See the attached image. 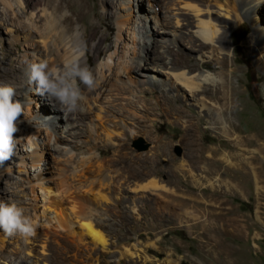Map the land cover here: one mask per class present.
Here are the masks:
<instances>
[{
    "label": "rangeland",
    "instance_id": "1",
    "mask_svg": "<svg viewBox=\"0 0 264 264\" xmlns=\"http://www.w3.org/2000/svg\"><path fill=\"white\" fill-rule=\"evenodd\" d=\"M33 1L28 0L30 5ZM85 2L87 13L78 25L86 33L91 65L88 67L92 71L111 55L115 56V51L126 56L129 42L125 37L135 22L146 24L148 29L155 28V20L149 19L153 16L147 14L146 5L135 18L128 17L125 11H121L120 17L116 1L113 5L110 0ZM259 7L256 20L250 14L248 17L242 15L239 23L234 18L220 23L231 28L221 41L227 47L229 64L235 69L233 82L238 89L235 95L238 107L231 115V123L244 131V136L248 133V136L264 137V3ZM2 11L0 5V19L5 16ZM61 11L75 19L67 9ZM144 16L148 20L143 22L139 18ZM174 23L172 19L169 25L164 23L159 29L162 40L156 44V60L150 65L163 67L165 74L158 77L174 83L173 77L185 71L198 78L209 73L218 79L219 65L216 61L200 59L203 56L207 59L210 49L189 50L187 38L173 36L177 30ZM119 29L125 38L120 41ZM22 42L19 46L14 45L12 35L0 27V74H12L15 78L12 87L16 94L20 92L25 77L21 58L26 48ZM172 42L182 49V67L177 65L178 57L168 50V47L172 49ZM97 44L101 47L99 56H95L93 50ZM11 55L15 59L12 63ZM140 78V82L128 86L123 82L125 78L115 75L108 79L106 85L116 112L134 111L131 105L141 110L133 120L124 117L127 127L124 137L114 134L108 138L95 115L91 114L85 121H92L93 129L85 125L75 139L70 138L74 142L60 140L58 151L46 148L49 143L45 133L43 140L38 142V152L42 146L45 151L42 150L46 164H40L43 177L51 180L58 195L61 190L67 191L63 213L73 225L71 230L63 231L54 221L44 224L33 218L34 210L30 204L34 199L31 189L24 183L27 180L25 172H31L30 165L25 169L18 158L19 150L32 151L36 147L34 140L28 137L30 130L23 124L17 125L19 131L15 133L14 155L0 166V200L16 203L25 209L24 215L31 219L35 231L27 242L25 236H10L0 229V264H7L10 260L17 262L24 256L34 261L33 264H118L121 257H124L121 264H264V196L259 199L253 186L246 185L220 197V154L216 158L218 161L209 164L212 169L217 168L215 174L206 172L204 164L192 158V139L205 150V155H211L209 148L229 151L231 133L226 132L223 129L226 126L222 127V124L213 125V116L200 112L191 100H187L190 96L187 98L181 91L184 98L176 103L188 109L186 115L200 112L203 117L199 126H188V118L168 111L164 104L165 90L142 82ZM33 88L35 91L34 85ZM167 91L169 95L176 94L174 87ZM205 101L206 106L216 103L209 95L205 96ZM43 102L41 96L31 95L27 101L29 104L22 105L19 120L24 122L33 116ZM51 121L48 125L50 131L62 130L59 118ZM139 140L144 146L142 150L135 145ZM53 144L54 141L50 145ZM122 153L130 154L131 160L122 162ZM152 153H156V168L151 176L145 172L148 164L138 162L134 157H151ZM86 158L89 160L85 161ZM138 166L145 170L136 176ZM151 182L156 186L152 187ZM34 191L39 194L38 189ZM23 193L31 198L28 200L30 204L22 203ZM259 204H263L262 208ZM79 207L88 213L86 215L91 218L95 231L107 241L105 249L96 245L81 227L83 222L75 217ZM35 208L39 214V207ZM222 211L229 218L239 217L240 228L233 236L221 234ZM78 238L83 240L80 242ZM221 242L228 244L231 253L222 255ZM27 246L33 249L32 257L26 253Z\"/></svg>",
    "mask_w": 264,
    "mask_h": 264
},
{
    "label": "bare ground",
    "instance_id": "2",
    "mask_svg": "<svg viewBox=\"0 0 264 264\" xmlns=\"http://www.w3.org/2000/svg\"><path fill=\"white\" fill-rule=\"evenodd\" d=\"M85 1L34 0L30 5L28 0H0V5L5 14L4 18L0 19V27L7 29L10 35H12L14 45L19 46V42L23 40V46L26 48L23 57L27 56L28 59L36 61L46 60L50 67L62 66L65 60L73 55L72 48L69 46V37L79 32L81 40L83 41L82 47L84 52L81 62L91 66L86 48V33L78 25L82 21L85 13H87ZM115 1L118 2L117 8L120 17H122L121 11H125L128 17L132 16L136 18L137 14L142 9L144 10V6L146 5L147 14L153 16V18L149 19L155 20V28L148 29L146 24L140 22L133 24L131 32L129 34L127 33L125 37L129 42V46L125 50L126 56L123 57L122 52L115 51V56L111 55L105 62L98 64V67L93 70L96 80V86L93 90L88 91L81 85L85 98L80 102L81 110L76 113L75 119L71 117L63 118L62 113L54 108L45 97L41 96L44 102L36 113L24 122L17 121V125L23 124V127L28 128V131L30 130L28 137L34 140L33 145L36 147L32 151L19 150L20 157L18 158L19 163L25 169L28 168V164L30 165L29 170L31 172H25V175L27 174V180L24 183L25 186H28L27 188L31 189V196L34 200L30 204L31 202L28 203V200L30 201L31 198L29 199L26 194L23 193L21 197L23 198L22 203L24 202L32 206L34 210L32 214L33 218L44 222V224H50L54 221V224L63 231L67 230V228L70 230L73 228V225L63 213L64 203H66L65 194L67 191L61 190L62 193L59 192L60 194L58 195L57 191L54 190V186H52L51 180L43 177L41 173H44V171L43 169L41 171L42 166L40 164L42 162H44V166L46 164L43 160L45 151L42 146L41 152H38V142L43 140L44 133L49 143L46 148L58 151L60 140L74 142L70 141V138L75 139L78 131H82L85 125L93 129V122H86L85 118L94 114L99 127L106 132L108 138L111 139L114 134L124 137L127 129L124 124V117L133 120L139 114L138 112H141V110H138L133 105L131 106L134 111L116 112L113 103L114 100L111 97L112 95H109L106 89L108 79L113 78L115 75L125 78L123 82L128 86L140 82V77H142V82L156 85L159 89H164V104L167 106L168 111L171 114H179L181 117L188 118L190 122L188 126H199V122L203 118L202 114H200L202 111L213 116V125L222 124V127L226 126L223 129L225 128L226 132L231 133L232 136L231 141L228 140L230 142L228 152H225L226 150L209 148L211 155H205V150L200 149L192 139V158L196 162H202L206 172L215 174L217 173V168L212 169L209 167V164L218 161L219 158H216L220 154V197L227 192L237 191L240 187L242 188L247 185L253 186L257 197L259 199L262 198L264 196V137L255 135L248 136L247 132L246 136H244V131L235 128L231 123V115L238 107L235 98L238 89L233 82L235 69L229 64L227 47L221 41L224 34L227 31L230 32L231 28H227L225 25L223 26L220 21L224 22L223 20H232L234 18L239 23L242 15L248 17L250 14L256 20L257 9L264 3V0H227L224 3L223 0H191V2L185 0H110L111 5ZM63 8L75 16V19L66 13H61ZM183 10L188 12L185 13ZM145 17L147 16L139 19L143 22L147 21L148 18ZM172 19L175 20V25H173L177 28L176 32H173V36L187 38L189 50L199 52L203 49H210L209 55L206 56L207 59L204 56L200 59L202 61H216L219 65L218 79L213 78L209 73L205 77L198 78L185 71L173 77L174 83L158 77L165 74L163 67L150 65L156 60V44L162 40L159 29L164 23L169 25ZM123 33L119 29L118 41L124 36ZM196 42H199V44L197 45ZM174 43H171L173 46L172 49L168 47V50L173 51L178 57L177 65L182 67L184 65L182 62L184 60V56L181 54L182 49ZM93 50L94 55L99 56L101 53L100 44L95 45ZM10 59L11 63L15 60L12 55ZM22 68L24 69V65H22ZM22 80L20 92L16 94L15 99L19 100L21 105H28L29 103L27 101H30L31 95L37 94L34 91L33 85L28 84L26 73ZM14 82L15 78L10 72L0 74V84L12 86ZM171 85L176 90V94H168L167 90L170 91L173 88ZM181 91L186 93L187 98L190 96L187 100H191L193 102L192 105L200 109L199 113L186 115L188 109L176 103V101L184 98L183 94L180 93ZM206 95L211 96V99L216 102L215 105L206 106ZM142 108L146 109L144 106ZM151 109L153 110L154 108ZM47 113L49 116L46 117ZM57 118L60 120L59 123L63 124L61 126L62 130L53 129V131H50L48 128L49 121ZM55 128L58 127L55 126ZM117 130H119L118 133H116ZM52 141H54V144L51 146ZM156 153H152V159L151 157H144L142 155L134 157L136 161H144V163L146 162L148 164L147 168H145L146 170L138 166L141 169H135L136 176L142 173L141 170H145L147 175L152 176L154 174L156 168ZM101 154L99 152V155ZM129 155L128 153H122V162L127 163L130 161L131 157ZM91 157H89L90 160L86 158L85 161H91ZM150 184L152 187L156 186L155 182H151ZM34 189H38L39 194ZM222 204L224 205L223 202ZM36 206L39 207V214L35 211ZM262 206L263 204H259V208H262ZM50 214L53 216L50 217ZM86 214L88 213L82 207H79L75 212V217L79 221L81 220L80 222H83L81 227L86 231L88 236L90 235L93 238L94 243L105 249L107 241L95 231L90 220L91 218ZM220 221H222V235L232 234L233 236L239 231L240 220L238 216L229 218L228 214L223 212L221 213ZM32 235L26 236L27 242H29ZM81 240L79 239L80 242ZM222 246L223 256L231 253V249L227 243H223ZM26 248L27 255L31 256L33 252L32 247L27 246ZM123 260L124 257H121L118 260V264H121ZM23 262L33 264L34 261H29L24 256L20 261L10 260L7 264H21Z\"/></svg>",
    "mask_w": 264,
    "mask_h": 264
},
{
    "label": "clouds",
    "instance_id": "3",
    "mask_svg": "<svg viewBox=\"0 0 264 264\" xmlns=\"http://www.w3.org/2000/svg\"><path fill=\"white\" fill-rule=\"evenodd\" d=\"M73 55L62 66L50 67L46 60L21 58L29 85L35 86L37 95L45 97L50 104L62 113L63 118H76L84 100L81 85L88 91L96 86L93 71L82 63L83 41L79 32L69 37ZM15 89L0 84V166L10 160L15 150V133L19 131L17 121L22 115L21 102L15 99ZM0 229L8 235L34 234V226L24 210L16 203L0 201Z\"/></svg>",
    "mask_w": 264,
    "mask_h": 264
},
{
    "label": "water",
    "instance_id": "4",
    "mask_svg": "<svg viewBox=\"0 0 264 264\" xmlns=\"http://www.w3.org/2000/svg\"><path fill=\"white\" fill-rule=\"evenodd\" d=\"M141 143H142L141 140H139L138 142L135 143L136 147H137L139 150L144 149V146H141Z\"/></svg>",
    "mask_w": 264,
    "mask_h": 264
}]
</instances>
